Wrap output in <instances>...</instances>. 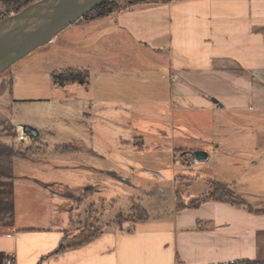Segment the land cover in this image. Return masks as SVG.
<instances>
[{"label":"crops","instance_id":"0c3cea01","mask_svg":"<svg viewBox=\"0 0 264 264\" xmlns=\"http://www.w3.org/2000/svg\"><path fill=\"white\" fill-rule=\"evenodd\" d=\"M107 50L111 106L148 112L152 108L141 97H149L155 108L166 100L170 112L176 113L173 119L182 114L172 133L207 127L211 134H222L228 124L214 118L247 111L264 114V0L139 3L68 26L24 57L17 71L0 74V261L11 257L15 264H264V211L217 198L178 208L176 178L184 171L175 163L179 148L173 144L174 135L154 136V150H146L140 136L118 140L121 152L139 161L165 139L172 142L170 210L128 216L84 245H74V236L84 229L75 226L76 215L89 204L92 190L88 188L89 197L81 200L85 193L76 181L83 177L82 154L71 152L63 145L66 141L48 133L46 112L51 105L73 104L64 101L68 91L54 82L52 74L60 62L66 65L63 69H73L70 65L85 69L81 59ZM147 72H154L150 86L121 80L136 74L145 79ZM19 79L45 93L15 92L12 84ZM17 98L23 105L27 101L49 105L27 112L28 119L17 118ZM195 112L212 117L211 122L200 125L197 118H190ZM24 125L36 129L37 135L26 133ZM195 150L207 151L209 159L206 148ZM201 162L205 161H198L197 169ZM139 167L137 162L132 168ZM202 195L187 191L183 199Z\"/></svg>","mask_w":264,"mask_h":264},{"label":"rangeland","instance_id":"374dc122","mask_svg":"<svg viewBox=\"0 0 264 264\" xmlns=\"http://www.w3.org/2000/svg\"><path fill=\"white\" fill-rule=\"evenodd\" d=\"M64 37L63 34L60 36L59 43ZM24 59L14 63L3 73L14 69L17 71V64L24 63L21 62ZM81 60L85 69L70 66L73 69L88 71V79L83 83L67 81L62 84L68 91L63 97L64 101L73 100L72 106L58 108L56 104H52V110L46 112L50 117L48 133L51 138H62L67 142L63 145L70 146L71 152L82 154L83 177L82 181H76L78 190H83V194L87 193L88 188L92 190L89 204L76 215L75 226L84 227L82 230L88 229V232L95 234L117 222L123 224L128 216L138 217L142 216L141 212L148 215L170 210L174 185L171 175L174 165L170 156L172 142L165 139V142L156 145L157 151L152 154L147 152L144 159L142 157L139 161L135 156L131 157L132 154L121 152L122 148L118 143L120 137L133 140V137L140 136L147 143L146 150L155 149L154 136L176 137L173 144L179 149L175 163L184 171L176 178V194L180 205L187 201L183 200V194L187 191L194 195L226 198L222 193L214 192V186L211 184L221 182L227 184L237 197L252 205L251 208L264 209V114L247 111L214 118L215 122L222 120L228 124L227 131L222 134H211L207 127L197 128L196 131L190 128L185 134H178V131L172 133L174 127L178 129V119L182 114L178 113V118L173 119L176 113L170 112L166 100L163 106L158 105L156 109L149 97H141L144 105L148 109L152 108L148 112H139L135 107L132 110L131 107L117 109L111 106V99L114 97H111V51H100L97 57L89 56ZM25 61L28 63L29 60ZM63 65V62L56 64L55 70L58 73L67 70L63 69ZM153 74L154 72H147L145 79H140L136 74L139 79L132 76L125 80L122 77L121 80L126 84L142 83L150 86L155 80ZM12 85L15 92L22 90L33 94L36 91L39 96L45 93L43 88H36V85L28 80L25 82L19 79ZM28 102L26 104H31L24 108L26 104L23 105L17 98V118L25 115L28 119L27 112H37L34 109L38 106L49 105L47 101ZM161 113L163 117H160ZM190 115L194 120L197 118L200 125L206 124V120H212V117L206 118V115L201 113ZM198 148H206L209 151V159L201 162L200 168L197 169L198 161L192 152ZM156 153L161 155L159 159H155ZM137 162L140 167L135 170L132 167ZM74 209L75 212L78 211Z\"/></svg>","mask_w":264,"mask_h":264},{"label":"water","instance_id":"95a60500","mask_svg":"<svg viewBox=\"0 0 264 264\" xmlns=\"http://www.w3.org/2000/svg\"><path fill=\"white\" fill-rule=\"evenodd\" d=\"M104 0H39L0 20V74L39 47L51 42L68 26L82 19ZM32 136L36 129L24 125ZM196 161H206L205 150L192 152ZM64 242L61 241L60 246Z\"/></svg>","mask_w":264,"mask_h":264},{"label":"trees","instance_id":"16d2710c","mask_svg":"<svg viewBox=\"0 0 264 264\" xmlns=\"http://www.w3.org/2000/svg\"><path fill=\"white\" fill-rule=\"evenodd\" d=\"M39 0H0V20L11 15L14 13H17L21 11L26 6L35 3ZM172 0H126L125 2L123 0H104L101 4H99L93 11L86 14L81 20H93L102 16L111 15L112 13L119 12L121 10H125L135 4L139 3H150V2H169ZM88 71L78 70V69H67L62 72H55L52 74V78L55 83L57 84H64L67 81H78L80 83L85 82L89 77ZM211 184L214 186V192H220L222 193L226 198L221 197H215V196H207L202 195L198 198L191 199L189 201H183V204L180 205L178 201V195H177V206L178 208H182L185 206L188 207H195L201 202L211 199V198H217L221 200H225L227 202L233 203L235 205H246L247 203L243 201L241 198L237 197L234 193V191L225 183L221 182H211ZM213 192V194H214ZM90 195V191L87 192L85 195H83V198L81 200L88 198ZM184 200V199H183ZM249 208H251L249 206ZM259 212H263V210H257ZM141 215H145V213L141 212ZM91 230V229H90ZM100 233V232H99ZM99 233H93L92 231L88 232V229L80 231L77 235L74 236L73 240L74 245L81 246L87 243L88 241L92 240L94 237H96ZM65 248V246L63 247Z\"/></svg>","mask_w":264,"mask_h":264},{"label":"built area","instance_id":"2783aa9c","mask_svg":"<svg viewBox=\"0 0 264 264\" xmlns=\"http://www.w3.org/2000/svg\"><path fill=\"white\" fill-rule=\"evenodd\" d=\"M0 264H15L13 258L11 257H4L1 261Z\"/></svg>","mask_w":264,"mask_h":264}]
</instances>
